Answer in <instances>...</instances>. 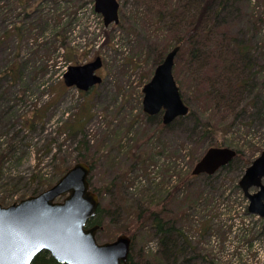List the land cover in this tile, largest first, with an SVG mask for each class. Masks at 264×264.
I'll list each match as a JSON object with an SVG mask.
<instances>
[{
  "label": "rangeland",
  "instance_id": "374dc122",
  "mask_svg": "<svg viewBox=\"0 0 264 264\" xmlns=\"http://www.w3.org/2000/svg\"><path fill=\"white\" fill-rule=\"evenodd\" d=\"M120 3L122 26L106 27L93 0H29L28 12L17 0L0 2V203L34 196L87 160L105 209L97 239L130 231L133 264H264V220L249 213L239 185L264 152V0H236L230 16L229 35L249 43L257 62L253 91L206 135L212 111L203 113L204 100L180 66L176 81L197 116L165 126L161 115L144 111L157 27L144 25L134 0ZM98 56L101 85L89 92L65 85L70 65ZM214 144L238 150L239 159L212 176H193ZM146 210L176 226L181 251L169 263Z\"/></svg>",
  "mask_w": 264,
  "mask_h": 264
},
{
  "label": "water",
  "instance_id": "95a60500",
  "mask_svg": "<svg viewBox=\"0 0 264 264\" xmlns=\"http://www.w3.org/2000/svg\"><path fill=\"white\" fill-rule=\"evenodd\" d=\"M95 11L106 26L120 23L118 0H94ZM172 49L145 85L144 111L149 115L163 112L165 125L189 113L173 75L175 58ZM103 66L99 56L84 65L70 66L64 74L68 87L89 91L103 79L97 71ZM237 151L211 147L197 162L193 175H213L230 164ZM91 167L75 164L60 180L38 195L10 206L0 203V264H32L41 252H48L61 264H129L132 239L122 234L113 242L99 243V225L87 228L97 214L99 195L90 189ZM264 152L246 170L240 186L250 201L249 213L264 218ZM252 188H258L250 193ZM63 197L62 202L56 201Z\"/></svg>",
  "mask_w": 264,
  "mask_h": 264
},
{
  "label": "trees",
  "instance_id": "16d2710c",
  "mask_svg": "<svg viewBox=\"0 0 264 264\" xmlns=\"http://www.w3.org/2000/svg\"><path fill=\"white\" fill-rule=\"evenodd\" d=\"M11 0H0L10 2ZM120 1V0H119ZM141 9L144 25L155 24L156 33L155 47L153 54L155 66L163 62L164 54L167 55L171 49L180 46V51L175 59L174 74L179 80L177 67L186 71L190 77L194 90H197L200 98L204 100V114L211 110L210 117L206 118L202 133L206 135L214 127L222 125L233 113L242 108L245 94L252 93L254 83L253 76H256V60L253 58L252 47L240 39L231 37L230 16L235 7L236 0H134ZM19 6L27 12L32 10L29 0H17ZM34 9V8H33ZM122 7L120 9V24L122 26ZM253 23L252 19H249ZM158 42V43H157ZM167 52V53H166ZM177 80V79H176ZM181 95L187 104V96L184 95V87L177 81ZM183 82V81H182ZM184 83V82H183ZM242 110H240L241 112ZM190 112L185 117H180L165 126H172L178 122L192 118ZM205 116V115H204ZM203 116V118H205ZM190 118V119H191ZM218 120V122H216ZM160 123H163L160 119ZM210 147H221L219 144ZM209 147V148H210ZM234 159H239L240 152ZM232 161L228 166L230 167ZM84 162L88 163L87 160ZM249 164V163H248ZM92 170L93 167L91 166ZM91 182V180H90ZM101 197L102 193L95 190ZM37 194V193H36ZM104 211L102 202L96 216L89 221V226L99 225L103 230ZM147 218L156 224V231L159 237V244L163 259L169 263L170 253H179L181 244L174 237L176 226L167 223L153 211H143ZM138 215L137 221L144 220V213ZM165 222V223H164ZM138 223V222H137ZM153 223V224H154ZM136 224V221L133 223ZM169 225V227H168ZM140 226V224L138 225ZM167 226V227H166ZM125 234H132L125 230ZM133 237V236H132ZM163 249V250H162ZM206 260L205 257L202 258ZM133 259L130 256V264ZM32 264H60L52 258L48 252L39 253ZM173 264H191L189 260L175 258Z\"/></svg>",
  "mask_w": 264,
  "mask_h": 264
}]
</instances>
